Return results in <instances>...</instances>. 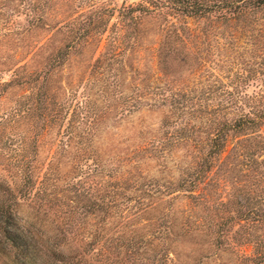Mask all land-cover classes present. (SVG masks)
<instances>
[{
	"label": "trees",
	"instance_id": "trees-1",
	"mask_svg": "<svg viewBox=\"0 0 264 264\" xmlns=\"http://www.w3.org/2000/svg\"><path fill=\"white\" fill-rule=\"evenodd\" d=\"M53 3H64L70 19L48 23L45 15ZM16 14L28 17L29 30L60 31L69 48L49 54V67H16L9 79H0V98L14 87L26 92L0 115V151L12 159L17 175L8 197L0 199V217L14 247L26 253L36 244L32 233L12 221L23 202L63 211L68 200L70 211L82 206L107 221L130 218L136 206L144 207L145 215L157 199L183 193L191 213L178 230L168 221L166 234L204 235L223 250L250 245L241 264H264V0H138L120 7L114 0H20L0 10L5 16L0 29L8 28ZM191 18L202 23L200 34L188 24ZM145 23L163 32L159 75L136 71L123 83L130 91H121L120 77L133 67L128 58L142 45ZM103 40L81 91L64 89L59 100L55 73L69 50L92 43L100 47ZM146 105L165 108L161 135L127 154L120 165L103 161L93 147L100 126ZM53 131L57 147L41 169L39 145ZM65 157L71 169L62 173ZM148 158L161 171L170 170L172 162L178 177L146 175L142 163ZM104 188L109 194H101ZM134 195L143 198L136 206L131 205ZM70 211H64L66 220ZM80 234L93 237L79 249L86 264H92L87 256L100 264H137L147 246L121 230L102 227Z\"/></svg>",
	"mask_w": 264,
	"mask_h": 264
},
{
	"label": "rangeland",
	"instance_id": "rangeland-1",
	"mask_svg": "<svg viewBox=\"0 0 264 264\" xmlns=\"http://www.w3.org/2000/svg\"><path fill=\"white\" fill-rule=\"evenodd\" d=\"M137 1L114 0V5L120 7L125 3L130 4ZM18 4H20V0H0V10L7 9L9 5L13 8ZM70 17L71 13H68V8L64 3H53L52 10L45 15L47 22L52 25L66 21ZM10 21L11 24L8 28L3 26L0 29V79L2 80L9 79L10 70L16 67H26L30 71L44 69L47 65L46 57L49 54L58 49L69 48L67 47L69 41L62 37L63 34L60 31H53L51 27L29 30V19L24 14L13 15ZM188 21L191 29L196 34H200L202 23L192 18ZM3 23H5V16L0 15V26ZM162 34L163 32H160L154 23H145L140 43L142 45L128 58V63L133 67L128 66L126 68L128 72L123 73L120 77L119 88L121 91H130L123 83L126 82V79L135 76L136 71L151 73L153 78L159 75L157 49ZM198 39L199 37L196 35L191 44ZM104 45L105 40L102 41L100 47L92 43L85 47L81 45L77 49L69 50L70 53L61 61V65L57 67L55 73L57 86L61 87L57 92L59 100L63 99L64 89L76 88L81 91L82 82L88 77L91 67L102 53ZM47 67L49 66L47 65ZM136 82L137 80H135ZM25 93V89L20 87L11 88L4 97L0 98V115L13 104L18 96ZM93 97L96 102L102 104L97 95H93ZM164 115V107L157 108L146 105L123 117L109 119L100 126L94 137L93 147L103 161L120 165L127 154L148 145L153 138L161 135ZM56 147L57 136L53 131L39 145L38 164L41 169L46 167L54 155ZM12 163V159L0 151V199L8 197V186H11L14 179L17 181ZM168 163L170 170L161 171L155 159L148 158L144 159L142 167L148 176L164 180L170 179L172 173L176 179L179 173L173 169L172 162L168 161ZM126 167L130 168L124 166V168ZM59 168L62 173L71 169L69 157L62 158ZM62 193L61 190L58 192L59 195ZM101 194L105 195L109 192L104 188L101 190ZM176 195L177 193H174L172 196L157 199L155 207L145 215L144 207L138 208L135 205L143 198H136L134 195L135 199L132 200L131 205L136 207L129 212L130 218L126 219L120 216V218L107 221L101 214L86 212L82 206L76 207V205L70 211L72 204L68 200H64V202L70 206H65L63 211H58L56 206L53 208L40 204L34 206L23 202L18 208V215L12 218V221L20 229L34 235L36 241V244L33 245L34 251L24 253V249H16L11 240L4 235L3 227L7 223L3 217H0V264H86L79 249L82 244L91 242L93 237L85 236L83 238L80 233L87 229L94 230L102 227L116 231L121 230L127 236L137 237L138 240L142 238L147 242L145 243L147 246L143 248L145 253L138 256L137 264H241V254L249 255L251 253L250 245L238 246L235 250H223L212 247L204 235L192 237L190 235L176 236L173 234L170 236L166 234V226H169L168 221L178 230L179 224L185 216L191 213L192 205L188 195L183 193ZM64 198H68L67 193ZM64 211H70L72 219L66 220L67 216H64ZM144 218L151 219L154 225L150 226V222H145ZM74 225H78L80 230ZM88 260L92 264H100V262H96V257L87 256Z\"/></svg>",
	"mask_w": 264,
	"mask_h": 264
}]
</instances>
